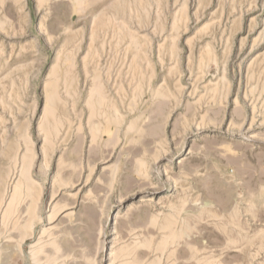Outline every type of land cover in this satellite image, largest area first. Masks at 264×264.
Segmentation results:
<instances>
[{
  "label": "rangeland",
  "instance_id": "rangeland-1",
  "mask_svg": "<svg viewBox=\"0 0 264 264\" xmlns=\"http://www.w3.org/2000/svg\"><path fill=\"white\" fill-rule=\"evenodd\" d=\"M0 264H264V0H0Z\"/></svg>",
  "mask_w": 264,
  "mask_h": 264
},
{
  "label": "bare ground",
  "instance_id": "bare-ground-1",
  "mask_svg": "<svg viewBox=\"0 0 264 264\" xmlns=\"http://www.w3.org/2000/svg\"><path fill=\"white\" fill-rule=\"evenodd\" d=\"M99 95V94H98ZM102 98V97H101ZM104 99V98H103ZM16 187H17V185H16ZM15 187V188H16ZM17 189H19V188H17ZM16 189V191H14L15 192V194H14V197H12L13 199L14 198H16V196H19L20 194H18V193H20V192H18V190ZM167 228H168V226H167Z\"/></svg>",
  "mask_w": 264,
  "mask_h": 264
}]
</instances>
